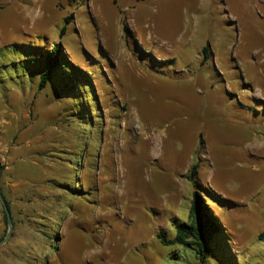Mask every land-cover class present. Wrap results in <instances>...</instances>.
I'll use <instances>...</instances> for the list:
<instances>
[{"label":"rangeland","instance_id":"374dc122","mask_svg":"<svg viewBox=\"0 0 264 264\" xmlns=\"http://www.w3.org/2000/svg\"><path fill=\"white\" fill-rule=\"evenodd\" d=\"M59 44L89 125L38 89ZM0 190V264H201L157 237L196 192L264 264V0H0Z\"/></svg>","mask_w":264,"mask_h":264},{"label":"trees","instance_id":"16d2710c","mask_svg":"<svg viewBox=\"0 0 264 264\" xmlns=\"http://www.w3.org/2000/svg\"><path fill=\"white\" fill-rule=\"evenodd\" d=\"M64 34L63 29L61 36ZM68 59L61 44L55 45L52 49H45L36 61V70L39 74L38 89L43 91L52 81L56 93L74 99L77 112L84 116V124L89 125L85 120L91 118V111L98 110L93 75L75 66ZM66 64H70L75 70H69ZM5 199L12 213L11 205L6 197ZM189 216V223H175L176 235L173 238H169L164 232L159 233L157 237L160 242L165 246H182L192 250L201 264L209 263V259L215 256L233 260L228 230L198 192L194 195ZM4 220L7 223L5 213Z\"/></svg>","mask_w":264,"mask_h":264},{"label":"water","instance_id":"95a60500","mask_svg":"<svg viewBox=\"0 0 264 264\" xmlns=\"http://www.w3.org/2000/svg\"><path fill=\"white\" fill-rule=\"evenodd\" d=\"M0 201L3 205L4 213H5V216L7 219V224H8L7 236L2 241H0V247H2L4 244H6L8 242V240L12 236L14 224H13V220H12V213H11L10 207H9L3 193L1 192V190H0Z\"/></svg>","mask_w":264,"mask_h":264},{"label":"crops","instance_id":"0c3cea01","mask_svg":"<svg viewBox=\"0 0 264 264\" xmlns=\"http://www.w3.org/2000/svg\"><path fill=\"white\" fill-rule=\"evenodd\" d=\"M228 233L231 236V242H232V251L234 254L233 260H227L226 258H218L220 264H239L240 263V255H243L244 247L240 246L237 242L234 241V234H232L229 230ZM245 256V255H244ZM248 257V256H247ZM210 264V263H208Z\"/></svg>","mask_w":264,"mask_h":264}]
</instances>
